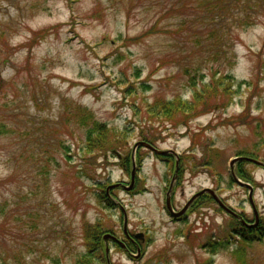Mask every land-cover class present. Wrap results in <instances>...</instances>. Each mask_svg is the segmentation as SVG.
<instances>
[{
  "label": "rangeland",
  "instance_id": "374dc122",
  "mask_svg": "<svg viewBox=\"0 0 264 264\" xmlns=\"http://www.w3.org/2000/svg\"><path fill=\"white\" fill-rule=\"evenodd\" d=\"M235 1L209 23L195 0H0V264H73L95 223L106 238L93 264H239L233 242L214 253L200 246L235 232L231 216L209 193L200 206L192 198L213 189L242 214L239 228L264 218V167L247 163L245 180L231 164L238 152L264 154V6L253 0L254 22L243 26ZM213 70L232 78L183 121L146 112L157 99L191 101L193 79L206 83ZM83 108L117 132L112 149L92 152V178L78 171L84 130L71 117ZM133 169L128 190H145L117 185L106 192L114 205L97 199L95 182L128 186ZM171 183L184 221L165 209ZM125 232L148 240L125 251L110 238ZM244 254L264 264V238Z\"/></svg>",
  "mask_w": 264,
  "mask_h": 264
},
{
  "label": "trees",
  "instance_id": "16d2710c",
  "mask_svg": "<svg viewBox=\"0 0 264 264\" xmlns=\"http://www.w3.org/2000/svg\"><path fill=\"white\" fill-rule=\"evenodd\" d=\"M235 2V0H232ZM261 6H264V0H260ZM231 0H195V7L201 9L204 11L205 16L202 18L206 19L208 16H211L213 19L223 10H227L228 7L231 5ZM186 6V4H181L180 7ZM242 7L245 11L244 14L241 15V17L237 18V21L239 24L243 26H247L250 23L254 22L251 19V12L254 11V4L253 0H243L242 1ZM254 16V15H253ZM219 18V17H217ZM255 18V16L253 17ZM210 21V19L208 18ZM188 20L184 19L180 22V28L187 25ZM209 23H212L211 21ZM218 23H221L218 22ZM211 28L208 30V34L210 33ZM193 33V32H192ZM195 35V33H193ZM229 75H226L218 70H213L209 73V81L206 83L200 82L197 86V81L193 79L194 81V92L192 95L191 101L181 100L179 97H174L170 101L165 100H155L152 104H147L146 112L154 116L156 118L157 116H163L166 117L168 120H171L174 124L177 122H181L184 120V116L187 113H193L195 110H197V106L201 103L205 105V103L211 98V97H220L221 94L218 93V89L221 87L220 84H223V81L225 78L229 79ZM232 78V77H231ZM1 80V79H0ZM202 80V78H200ZM230 90V88H229ZM226 100V99H225ZM224 99L221 100L222 103L224 102V105H228L229 101ZM179 114L178 117L176 115ZM188 116H192L189 115ZM72 118L79 119L81 126L83 127V136L81 137L82 151L85 152L84 160H83V166L78 169V171L85 177L89 178L92 176L90 173L92 168L95 164V157L93 156L92 152L96 151L99 153H105L107 150L112 149L115 144V139L117 137V132L112 129V127H108L103 122H99L96 120L93 116V114L86 110V108L79 109L77 113H73ZM153 118V119H154ZM114 130V132H113ZM192 145L191 148H193L196 142V139L192 138ZM247 155L250 157H254L256 159H260L264 161V154L261 156H258V153L255 152H238L237 155ZM204 158L208 160L207 164H211V154L209 152L204 151ZM142 157H139L138 161H141ZM127 160V159H126ZM125 160V161H126ZM127 163V161H126ZM247 163H250L248 161L240 160L236 162V171L238 175H241V177L245 180H248L250 176L245 171V165ZM77 171V172H78ZM92 178V177H91ZM230 181H233V178L231 176ZM107 184L105 182L97 181L95 182V187L97 188V199H99L102 203L106 205H114L112 199L109 197V195L106 193ZM211 197L208 194H203L195 199L194 205H202L199 204L200 201H211ZM213 201V200H212ZM219 209V208H218ZM231 216V215H230ZM263 220H260V223L256 227H241L238 223V220L236 217L231 216V223L234 225H230V229L234 230L235 232H230V234H227V236L223 238H216L212 240L210 237L205 240L204 243H202L200 246H204L209 253H214L219 248H223L227 246L230 243H234L235 250L233 251L234 257L237 259L239 264H246V256H245V250L246 245L251 244L254 241H260L264 238V218ZM243 229V230H242ZM105 232L104 226H101V223H95L93 225H86L84 229V235L86 238V241L88 243V251L81 255L73 264H93L94 262L101 263L103 261L102 259V250L101 245L103 239L101 238L102 233ZM188 236V235H187ZM209 243V244H208Z\"/></svg>",
  "mask_w": 264,
  "mask_h": 264
},
{
  "label": "water",
  "instance_id": "95a60500",
  "mask_svg": "<svg viewBox=\"0 0 264 264\" xmlns=\"http://www.w3.org/2000/svg\"><path fill=\"white\" fill-rule=\"evenodd\" d=\"M138 145H145V146L151 148L153 151H155V152H157V153H161V150L159 151V150L155 149L154 147L150 146L149 144H147V143H145V142H143V141H138V142L135 144V146H138ZM239 160H246V161L253 162V163L257 164V165L264 166V162H262V161H260V160H257V159H254V158H251V157H248V156H238V157H234V158L231 160V164H233L235 161H239ZM232 174H233V176H234V179H235L240 185L244 184L242 181H240V180L236 177V175L234 174L233 171H232ZM133 176H134V169H133L132 172H131V183H130V185L126 186V185H124V184H122V183H121V184H120V183H116L115 185H109V186L107 187V189H108V188L115 187V186H117V185H121V187H122L123 189L128 190V189L130 188L132 182H133ZM204 192L209 193V194L214 198V200L218 203V205H219V206H220V207H221L226 213L231 214V215H233V216L239 218V215H238L235 211H233L231 208H229L226 204H224V202L220 199V197L216 194V192H215L213 189H211V188H204V189H201V190L198 191L196 194H194V195L192 196V198H194V197H196L197 195H200L201 193H204ZM249 200H250V202L252 201V198H251V194H250V193H249ZM251 203H252V202H251ZM167 207H168L169 211L171 212V214H172L173 216H178V215H180V214L183 212V211H180V212H173L172 209H171V207H170V205H169L168 198H167ZM253 209H255V208H253ZM254 212H255V210H254ZM239 219H241V218H239ZM126 221H127V215H126V213L124 212V225H125V227H126ZM241 221H242V220H241ZM242 222H243V221H242ZM110 236H111V235H110ZM141 236H142L141 234L137 235V237H141ZM111 237H112V238H115L114 236H111ZM103 238H106V235H104ZM106 251H107V249H106Z\"/></svg>",
  "mask_w": 264,
  "mask_h": 264
},
{
  "label": "flooded vegetation",
  "instance_id": "af4514ba",
  "mask_svg": "<svg viewBox=\"0 0 264 264\" xmlns=\"http://www.w3.org/2000/svg\"><path fill=\"white\" fill-rule=\"evenodd\" d=\"M169 159V158H168ZM167 159V161H168ZM164 160V159H163ZM166 160V159H165ZM177 164L175 165V169H174V172L172 173L173 176L176 174L177 175ZM172 180V179H171ZM172 184V183H171ZM171 184H169V186L166 187V191H165V203H166V198L169 197V199L171 200V194L173 192H170L171 190ZM172 191V190H171ZM185 205V204H183ZM121 240V242H119V245L121 246V248H123L125 251L128 250V248H130V246L133 244V245H137V241L139 240H142L143 237H135V234H132V233H123V236H121L119 238ZM114 242L113 243H116L115 240H113Z\"/></svg>",
  "mask_w": 264,
  "mask_h": 264
}]
</instances>
